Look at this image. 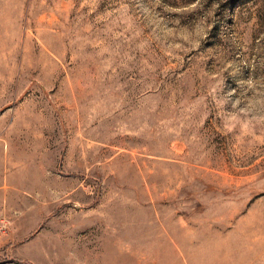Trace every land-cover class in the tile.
<instances>
[{
    "label": "rangeland",
    "instance_id": "obj_1",
    "mask_svg": "<svg viewBox=\"0 0 264 264\" xmlns=\"http://www.w3.org/2000/svg\"><path fill=\"white\" fill-rule=\"evenodd\" d=\"M0 264H264V0H0Z\"/></svg>",
    "mask_w": 264,
    "mask_h": 264
}]
</instances>
